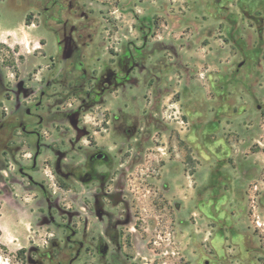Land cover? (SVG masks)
<instances>
[{
	"label": "rangeland",
	"instance_id": "1",
	"mask_svg": "<svg viewBox=\"0 0 264 264\" xmlns=\"http://www.w3.org/2000/svg\"><path fill=\"white\" fill-rule=\"evenodd\" d=\"M35 1L0 0V71L10 88L31 71L32 84H43L58 48V25L42 10L49 0L40 8ZM72 3L65 16L76 24L79 10L88 15L102 58L141 53L147 70L132 73L137 85L127 82L82 112L90 134L73 150L63 120L41 124L39 135L0 132V264H30L29 247L59 240L61 212H79V226L83 218L97 226V184L60 185L50 146L68 149L65 162L75 166L87 146L108 154L107 167H99L106 190L121 177L124 185L116 188L121 203L104 202L130 211L122 228L135 264H264V0ZM6 98L0 112L14 105ZM67 102L74 109L78 101ZM39 184L59 210L52 209L54 224L41 221L47 203ZM94 257L88 253L84 263L96 264Z\"/></svg>",
	"mask_w": 264,
	"mask_h": 264
},
{
	"label": "flooded vegetation",
	"instance_id": "2",
	"mask_svg": "<svg viewBox=\"0 0 264 264\" xmlns=\"http://www.w3.org/2000/svg\"><path fill=\"white\" fill-rule=\"evenodd\" d=\"M42 1L37 0L31 5L40 8ZM73 7L72 0H49V4L42 7L47 19L58 25V29L53 30L54 33L58 32V48L55 57H51L50 63L47 64L49 69L45 71L43 84H32L36 72L31 71L26 79L17 78L14 87L10 88L0 71V97L7 96V100L14 102L12 108H5L6 111L0 112V132L12 136L13 129L18 127L22 134L39 135L41 124H57L63 120L67 121L74 134L73 138L69 137L65 142L73 150L81 138L78 141L74 139L76 130L69 122L71 114H77L78 125L85 127L86 135H89L90 130L81 123L82 112L95 104L103 103L106 93L124 89L127 82L137 85L138 79L133 77L132 73L136 69L139 72L147 70L143 63L146 56L141 53L136 58L137 56L132 55L129 50H124L114 55L112 60L102 58L99 52H102L104 44L94 39L88 15L79 10L83 20L76 24L69 22V17L65 16ZM69 97L78 101L74 109L67 107V104L71 105L67 102ZM43 98L48 100L44 112H37ZM22 100L28 103L24 109ZM30 107H33V110ZM20 115L25 118L19 119ZM49 150L54 155L52 169L58 183H67L74 179L84 184H97L98 188L92 194V210L97 226L90 229L87 218H83L82 225L79 226V212H61L62 215L66 214V222L60 225L63 231L59 240L51 238L47 248L41 250L35 246L29 247L27 261L30 264H44L43 260L46 259L48 264H73L82 258L84 263L85 256L94 253L96 264H135L132 252L127 250V235L122 228L132 220L130 211L126 209L123 214L117 213L114 209L107 208L104 202L106 200L112 207L121 203V193L116 188L124 185L121 177L113 190H106V173L99 167H107L108 154L87 146L82 150V166H75L72 162H65L69 154L68 149L50 146ZM28 179L31 178L28 176ZM39 189L47 203V212L41 221L54 224V204L48 197L46 187L39 184ZM54 211L59 212L57 209ZM32 253L38 258H32Z\"/></svg>",
	"mask_w": 264,
	"mask_h": 264
},
{
	"label": "water",
	"instance_id": "3",
	"mask_svg": "<svg viewBox=\"0 0 264 264\" xmlns=\"http://www.w3.org/2000/svg\"><path fill=\"white\" fill-rule=\"evenodd\" d=\"M70 125L72 126V128H74L76 130V135H75V140L78 141L80 138H82L83 136H85L87 134V130L85 127H80L78 125V117L77 114L74 112L71 114L70 117ZM60 158V156L58 157V159ZM29 178H31V176H29Z\"/></svg>",
	"mask_w": 264,
	"mask_h": 264
},
{
	"label": "trees",
	"instance_id": "4",
	"mask_svg": "<svg viewBox=\"0 0 264 264\" xmlns=\"http://www.w3.org/2000/svg\"><path fill=\"white\" fill-rule=\"evenodd\" d=\"M142 26H140V28H141ZM131 52V51H130ZM133 55V54H132ZM35 143H37L38 144V142L36 141ZM36 153H38V151L37 152H35V154L33 155V158L35 157V155H36ZM33 167V166H32ZM59 184L60 185H64L65 186V183L63 182V181H61V182H59Z\"/></svg>",
	"mask_w": 264,
	"mask_h": 264
}]
</instances>
